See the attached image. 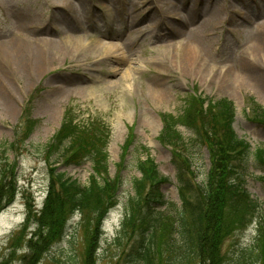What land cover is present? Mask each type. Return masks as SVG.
Wrapping results in <instances>:
<instances>
[{
  "label": "rangeland",
  "instance_id": "rangeland-1",
  "mask_svg": "<svg viewBox=\"0 0 264 264\" xmlns=\"http://www.w3.org/2000/svg\"><path fill=\"white\" fill-rule=\"evenodd\" d=\"M181 23L190 29L204 24L200 38L206 45L205 58H198L195 65L175 32ZM69 30L75 38L65 35ZM99 31L116 35L104 40L115 48L108 58L99 42H91L103 40ZM10 36L34 38L47 56L45 63L40 62L41 70L18 72L0 53V78L5 81L0 82V92L6 99H15L16 109L0 110V168L9 163L6 182L14 180L16 187L13 201L1 202L0 264L27 261L24 255L30 253L29 241L36 240V215L53 174L62 173L80 185L88 184L93 175L89 160L70 162L67 154L53 153L63 117L92 124V134L100 140L108 132L106 169L109 178H119L115 204L100 221L95 264L130 263L128 255L138 233L123 232L119 245L112 238L134 194L133 182L140 178L138 161L151 158L158 171L147 184L152 189L149 200L156 199L158 191L163 202L180 206V173L191 189L184 194L192 198L206 180L207 148L181 124L175 127L183 138L177 149L161 145V114L192 118L208 111L209 103L226 99L233 105L236 136L245 139L251 151L264 149V122L253 117L248 103L264 108V0H0V40ZM84 37L82 47L78 39ZM50 41L59 46H50ZM232 63L238 71L229 74L225 87L222 79ZM245 73L258 74L261 87L243 82L240 75ZM151 82L160 83L162 97L149 89ZM94 140L86 141L88 151ZM175 152L180 155L176 160ZM234 180L264 206V163L253 156L245 158ZM229 209L225 207L226 212ZM65 218L61 236L34 264H84L87 238L96 220L78 212ZM254 220L239 227L228 223L218 250L220 264L250 261L243 256L254 247ZM258 250L260 261L255 264H264V247ZM160 252L166 260V249Z\"/></svg>",
  "mask_w": 264,
  "mask_h": 264
},
{
  "label": "trees",
  "instance_id": "trees-1",
  "mask_svg": "<svg viewBox=\"0 0 264 264\" xmlns=\"http://www.w3.org/2000/svg\"><path fill=\"white\" fill-rule=\"evenodd\" d=\"M248 103L253 117L264 122V108L252 101ZM208 106V111L195 114L192 118L187 115L180 118L169 114L160 115L163 126L158 136L159 143L168 145L173 151L177 149V144L183 138L175 131V127L185 125L207 148L209 172L193 198L190 194H184L191 189L180 173L181 198L178 206L174 202H163L162 194L158 191L156 199H148L152 189L148 190L147 184L158 175V171L151 158L138 161L140 178L133 182L134 194L126 204L119 230L112 238V242L119 245L124 238L123 232L128 234L131 230L138 233V241L128 255L129 264H220L222 260L218 250L223 234L228 232V223L239 227L249 224L254 218L257 229L255 249L253 247L244 254L243 258L250 261L243 263L255 264L260 261L258 248L264 247V206L250 198L245 189L239 188L234 176L245 158L253 156L264 163V149L251 151L250 144L236 136L232 128L234 109L230 101L221 99ZM183 112L187 113L188 109ZM93 128L90 123L81 124L63 117L54 137L53 153L67 154L66 160L70 162L76 159H82V162L89 160L93 175L88 184L80 185L62 173L53 174L43 207L36 215L39 231L34 236L36 240L29 241L30 253L24 255L27 257L25 264L37 261L39 255L61 236L65 217L75 212L87 213L96 220L87 238L84 258V264H95V250L102 234L100 221L115 204L119 178H109L106 169L108 132L102 133L100 140L96 134H92ZM93 138L96 139L91 141L94 148L88 151L86 141ZM99 140L97 148L95 141ZM173 154L175 160L180 156L177 152ZM8 168V162L0 168V208L4 200L7 204L11 203L16 193L15 181L6 182L10 174ZM153 202H160V207H151L150 203ZM227 206L230 207L228 212L225 211ZM161 249L169 253L166 260H163Z\"/></svg>",
  "mask_w": 264,
  "mask_h": 264
},
{
  "label": "bare ground",
  "instance_id": "bare-ground-1",
  "mask_svg": "<svg viewBox=\"0 0 264 264\" xmlns=\"http://www.w3.org/2000/svg\"><path fill=\"white\" fill-rule=\"evenodd\" d=\"M212 15H213L212 12H210L209 17H212ZM171 28L174 31V27H171ZM204 29L205 27L203 23H198V26L194 27V29H190L189 27L184 26L181 23L180 29L175 30L177 35L183 38L184 45H185V52L188 53V56H189L188 58L190 59V62L194 65H195V62L198 60V58H205L203 55H205L206 45L203 42V40L200 38V33ZM70 30L67 33H65V35L69 37V39L75 38V35H72ZM22 35H25V34H22ZM98 35H100L101 37H104L103 40L93 39V41L91 42H95V43L99 42V44H101V49L104 50V55L108 58L114 52L115 48H114V44L112 43L106 44L104 43V40H106L107 37L113 38L116 35H113L111 33L104 34L100 31ZM78 40H80V44L82 43L81 46L84 47L87 37L80 38ZM38 44L39 42L37 40L29 36H27L24 39L23 38L16 39L10 36V37L0 40V53L5 55L4 58L8 62L9 66H11L12 69L18 72H21V69L25 68L26 70L29 69L31 72H35L36 70L38 71L42 69L40 62L42 60L44 62L47 56L44 50L39 49ZM52 44H53V47L59 46L58 42H55V41L49 42L50 46ZM181 46H183V44ZM197 71L198 73L201 72L199 69ZM236 71H238L237 66L236 64L234 65V63H232V67H229V71H228L229 73L227 72L226 75L224 74L223 79H222L223 80L222 83L224 84L225 87L229 86V82H228L229 74L232 72H236ZM240 77L243 78V82L245 83L247 82L255 88H259L261 87V84H263L262 83L263 80L258 74L245 73L244 75H240ZM0 82L4 84L5 81H2L0 78ZM159 84L157 82H151L148 86L150 90H153L156 96L162 97L164 93H163V89L159 86ZM2 95L3 94L0 92V110L8 112V113L14 112L16 110L14 102H13L15 99L13 100L8 99V98L6 99Z\"/></svg>",
  "mask_w": 264,
  "mask_h": 264
}]
</instances>
